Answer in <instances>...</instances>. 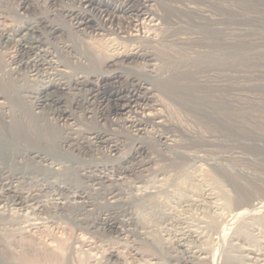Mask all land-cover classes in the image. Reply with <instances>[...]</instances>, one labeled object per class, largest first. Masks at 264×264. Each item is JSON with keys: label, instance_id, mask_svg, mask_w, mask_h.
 I'll return each instance as SVG.
<instances>
[{"label": "bare ground", "instance_id": "obj_1", "mask_svg": "<svg viewBox=\"0 0 264 264\" xmlns=\"http://www.w3.org/2000/svg\"><path fill=\"white\" fill-rule=\"evenodd\" d=\"M98 1L97 4L99 7L96 6L98 9L97 12L104 23L110 21V17L101 9L103 7H111L113 12L121 15L124 14L130 18L128 24H132L134 27V30L132 29L134 33H130V39L135 42L139 40L140 30L147 29L148 32L151 28H155L162 18L160 14L152 8L154 0H126L127 2L121 6L115 5L112 0ZM213 3H215V0ZM17 4L19 8L16 11L14 10V13L22 18L23 22L15 26H6L7 24L0 26V46L15 40V46L20 50L19 55H21L24 50L33 53L30 60V62H32V69L30 70L31 73L28 75V80L32 81V84L26 83L25 86L23 85V87L20 86L19 88V86L11 82L7 91H5V88L3 92L0 91V97H3L6 101L8 99L10 104H14V107L15 104H17L16 107H18V112H14L13 107L11 111H7V109H10V106H8L4 100H0V217L8 216L9 212V215H11L12 211L16 212V210H22V212L23 210H26V212L27 210H36L40 213H46L48 218L68 220L81 230H89L88 232L93 231L100 235L103 234L106 237L107 235L117 237L119 240L122 239V242L124 240V242H129V244L138 245V247L141 243L147 244L152 248H155L159 244L160 250L165 258L162 259L155 253L147 252L151 260L147 261L145 264H211V254L206 244L213 243L215 240L217 242H225L229 245L227 246V250L221 249L225 252L224 254L231 259L230 261L225 260L223 264H245L246 262H243L244 259H247V261L250 260L256 264H264V256H262L264 252H262L261 249H256L257 247L252 249L253 245L251 248L245 247L246 245L242 248L240 244L246 235L248 236L249 234L251 237L250 231L252 230L254 232V230H256L257 227L255 225H264V182L259 181V176L252 177L250 172L243 171L239 173L237 171L238 173H234L230 170L231 168L225 167V164H222L221 157H219L223 154L220 155L218 153L219 156L208 159L207 164L210 166L208 167L213 169V171L208 169V172H205V170V173H203L202 166L200 167V165H198L202 169V174L199 173L195 181L202 185L201 189L199 188L200 191L191 192L190 190V193L187 194L186 192L185 195L181 194L179 198L177 197L185 211L177 209L179 206L177 208L175 207V209L172 206L170 207L168 203L165 204L166 201L161 203L159 199H156L158 197L157 195L160 193V189L157 187L156 189L152 188L153 190H148L147 187V189H144V187L142 190H139L136 195L138 203L132 199H130L131 201L123 199L124 194L129 190L121 185L122 179L127 175H138L137 173L142 176V174L148 172L150 168L151 171L155 169L152 166L156 164V156H153L151 153L152 151L149 143L146 142L148 139L153 138L158 142L160 147L159 154L163 156V158H165L164 153L169 152L181 158L191 157L185 147L183 148L178 145L173 133L160 130H156L153 133L152 131L153 129L162 127L165 119L164 115L157 110V106H161V103L160 99L155 96V91L163 87L166 90L172 91L174 94H178L183 91H189L191 84L188 85L182 82V76L180 77V74L178 76L177 73L176 75H172V77L170 76L171 78L164 77L165 75L163 76L162 74L165 73H160L156 69V61L158 59L155 55L156 53H154L156 50L154 52V49L150 51L148 49L149 46L146 47L141 44H130L131 46L128 47L112 46L109 48V53L102 58L96 47L86 45L87 41L83 39L79 40L77 34L82 33V35H84L88 30L93 32L97 31V33L99 31L108 33V30L104 29V23L97 21L94 16L91 15L92 9L88 10L86 8L94 4L93 0H78V6L65 8V10L61 9L60 14H64V18L62 17V19L53 15L54 13L50 10L28 17L25 15V12L31 10V4L27 3L26 0H20ZM174 7L175 6L172 8ZM180 7L181 6H179V8ZM185 11L189 13L195 11V13L199 14L201 17L205 16L202 10L196 8L192 9L186 6ZM50 15L53 16L50 17ZM65 17H68L70 24L65 21ZM211 20L213 19L211 18L207 20V22L205 21V23L197 24H199V28L202 29V31L199 29L201 32H203V30L214 32L215 36H217L215 38H218L216 40L217 42L213 40L211 46H209L207 50L194 52V60L192 58L194 65L191 66L192 68H202L204 66L208 68L210 65L218 68L221 67L222 70H225L223 67L226 66L230 71L229 65L233 55L230 49V42L232 40L230 41L228 38L232 30H230V26L226 25V27H224V24L222 28L217 25L213 26L216 22ZM195 21L193 20L192 22L194 23ZM194 26H196V24ZM144 32L145 31H143V33ZM107 33L104 35L110 34ZM148 34L143 37L150 40V42L151 40L153 41L152 36L149 37ZM75 35L76 39L73 41H64L63 37H75ZM100 35H103V33ZM188 38L185 37L184 40ZM108 39L113 40L112 37ZM218 40H220V42H218ZM175 43L177 42L175 41ZM192 43H194V41ZM209 43H211V41ZM178 44L180 43L178 42ZM42 46L46 47L42 48ZM49 48L51 50H49ZM178 51L179 49L176 52ZM165 54L166 53L161 55L164 64L169 61H171L170 63H179L182 59V57L172 58L167 55L169 53ZM30 62L27 60L22 61L20 57L10 58V63L6 70L10 75L9 77L12 78L11 73H18L19 69H24L23 66L25 63L28 65ZM184 62L185 61L182 63ZM159 67L160 66L157 68ZM70 68V73L72 75L66 78L67 75H69L67 72ZM182 69L180 68V70ZM184 69L186 70V68ZM190 71H187L188 73L190 72L189 74L187 73V75L194 78V86L202 85L213 87V93H209L211 97H207V93L205 92L206 88L204 91L201 89L203 92L197 95L198 97L196 96L200 98V100L198 104L196 103L197 101L195 102L194 100L193 105H195V107L198 105L199 111H202L210 121L213 119L222 127H220L221 130H219L222 132L221 137H228L229 141H231L230 143L226 142L225 146L236 144L231 136L235 137L236 133L240 132L241 129L238 130V117L232 110V106L235 105V100L231 90L228 89V84H220L218 83L219 81H214L216 77H212L214 79H210L209 81L204 75L197 74L199 72L194 70ZM229 75L230 74L226 76L227 80ZM209 76L211 77V75ZM223 78H225V76H223ZM188 80L190 81V79L185 81ZM120 82L121 85L118 86ZM116 83L117 85H114ZM70 86L86 94L82 105H80V102L76 99L70 100L71 105H65L68 103L66 94ZM220 90L223 91L221 97L218 95ZM87 95H90V98H94L95 101L98 99L100 105H104L97 113L96 123H99L100 120H108L111 115L125 116L126 113L132 111L139 114L140 118L138 119L126 120L130 123L134 131V138L131 140L127 152L123 150L126 144L124 143V137L113 130L100 129L96 128V126H94L95 128L92 127L83 130L71 127L73 125L76 126V122H78L77 116L74 115V110L72 111L71 107L73 105V107H81L84 109L86 106H83L84 102L90 103ZM187 95L189 96V94ZM176 98H180V96ZM193 105L192 107L194 108ZM47 109L56 117L57 122L55 121L53 126L47 122L49 117H45L44 113ZM86 109L87 108H85V112H88L89 109ZM59 124L60 126H64L67 130L70 129V131H61L59 135L57 134L58 136H55V131L53 129ZM255 130L262 135L259 137L264 139V129L257 128ZM198 137L200 140L205 139L204 134ZM208 137H212L213 139L214 136L208 135ZM261 143L258 144L264 145ZM98 147H102L108 152V160L98 158L97 160L93 159L92 156V159L83 161L78 155L73 153L75 150L88 153L94 150L96 151ZM234 151L237 152L236 150ZM238 154L241 155L242 153ZM235 155L237 156V154ZM235 155H232V157ZM70 160L72 163L68 168L61 167L64 161L70 162ZM233 163L237 164L238 161L234 159ZM235 169L236 168H234V170ZM187 170L188 168L186 171ZM222 178L230 182L232 191H226L224 189V183L221 182ZM142 179L138 181L140 182ZM170 182L172 185H177V189L182 187L184 192L188 186L185 179L178 176L172 178ZM187 182H189V180H187ZM192 183L194 182L192 181ZM166 184H168V182ZM162 185L163 184H161V186ZM161 186L160 188H162ZM132 188L135 189L137 187L134 188L132 186ZM46 196L51 197L47 198ZM242 206H247L249 209L255 210L259 207V210L261 209L260 211L262 212L259 214L255 213L257 214L256 217L250 214L254 216L253 218L251 217V220L246 221L244 219L240 222L235 220L231 212L232 210L241 209ZM135 207H137V209L139 207L144 208L143 212L145 211V215L142 213L137 214L135 212ZM192 208L194 210H201L200 212L203 213L204 211L205 213L207 212V215L202 213L203 216L205 215L206 217H203L201 214L199 218L186 215V210L188 209L190 211ZM157 214L159 219L161 217V223L163 224L159 236L154 238L149 230L150 226L147 217L151 219V216ZM24 216L22 217L24 218ZM43 216L42 214V217ZM261 227L262 226L259 228L261 229ZM259 228H257V230ZM232 230L233 233H230ZM262 230L264 231V229ZM248 239L250 240V238ZM252 239L253 237L251 241ZM245 240L246 239H244V242ZM250 245L251 244H248V246ZM209 247L211 248L210 245ZM135 249V253L140 254V250H137V247L131 250ZM48 252L44 251L45 254L41 256L30 255V257L24 256L21 258L27 264H41L43 261H47L46 264H70L69 258L65 256H62V259L59 261H53V259L57 258L59 255H57L54 250L53 252ZM60 252L61 251H59V253ZM68 255L69 254H67V256ZM70 257L72 258V256ZM116 259L114 253L110 251L107 253L104 259L106 261L104 262L105 264H110L116 261ZM70 260H73V258ZM214 261L212 264H214ZM261 261H263V263ZM0 264H6L3 258H0Z\"/></svg>", "mask_w": 264, "mask_h": 264}, {"label": "rangeland", "instance_id": "obj_2", "mask_svg": "<svg viewBox=\"0 0 264 264\" xmlns=\"http://www.w3.org/2000/svg\"><path fill=\"white\" fill-rule=\"evenodd\" d=\"M19 1L20 0H0V26L6 25V24H7L6 26H9V25L15 26L23 22V19L14 13V10L16 11L19 8L17 4ZM26 1L27 3L31 4L30 6H32L30 11L25 12V15L28 17H31L33 14L36 15L38 13H43V12H47L50 10L51 12L54 13L53 15H56L57 18L59 17V19H62L64 14H60L61 9L65 10V8H70L72 6L74 7V6L79 5L78 0H26ZM112 1L114 2L115 5H120V6L127 2L126 0H112ZM93 2L94 4L92 6L86 7V8L88 10L92 9L91 15L94 16V18L97 21L104 23L103 19L99 16V13L97 12L98 9L96 6L99 7V5L97 4L99 1L93 0ZM213 2L214 0H209V1L208 0L207 1L206 0H154L152 8L158 14H160L162 18L160 19L159 24L155 28H151L149 30L150 33L149 31L147 32V29H144V30L142 29V31L140 30L139 34L140 35L142 34L141 35L142 37L139 35V40H137L136 42L130 39V33H134L133 25L128 24V20H130V18H128L124 14L121 15L116 12H113L111 7L101 8L110 17V21L104 23V29L108 30V33L104 31H99L97 33V31L93 32V31L88 30V32L84 33V35H82V33L77 34L78 35L77 37L79 38V40L83 39L84 41H87L86 45L96 47L99 51V55L102 58H104L106 54L109 53V48L112 46L117 45L118 47L120 46L128 47V46H131L132 44H136V45L141 44L146 47L149 46L148 49L150 51H152V49H154L153 52L156 50L154 52L156 53L155 55L158 58L156 61V69L160 73L164 72L165 74H162L163 76L165 75L164 77H170V76L172 77V75H176L177 73L178 76L179 74H180V77L182 76L181 78V80L183 79L182 82L188 85L191 84L190 85L191 88L189 89L190 93L189 91L187 92L183 91L181 93H178L181 99L176 98V97H179L178 94L176 93L174 94L172 91L166 90L163 87L160 90L155 91V96L158 99H160V103H161V106L160 105L157 106V110L160 113H162V115H164L165 119H164V124L162 127H158L152 130L153 133L156 130L173 133L175 135L174 138L177 141L178 145L182 146L183 148L185 147V149L188 151V154L191 155V157L181 158L180 156H175L169 152V153H164L167 156L164 155L165 158H163V156L159 154L160 147L158 145V142H156V140H154L153 138L148 139L146 142L149 143V146L152 151L151 153L153 156L154 155L156 156V164L152 166L155 169L151 171V168H150V170L146 173H143L142 176L139 173H137L138 175H135V174L130 175V176L127 175L124 179H122L121 185L125 189L129 190L127 191L126 194H124V197H123V199H125L126 201H131L130 199H132L133 201L138 203V201L136 200V195L138 194L139 190H142L144 187H145L144 189L148 188V190L149 189L153 190V189H156L157 187L158 189H160V193L157 195L158 197L156 199H159L161 203L166 201L165 204L168 203L170 207L172 206L174 208L175 207L177 208L179 206V208L177 209L184 210V208H182L181 206L182 205L181 202L178 201L177 197L179 198V195L181 196V194L185 195L186 192L187 194L190 193V190L191 192L200 191L202 185L198 183L197 181H195L197 180V176H199V173L202 174V172L205 173V172H208L209 170L213 171V169L209 168L210 166L207 164L208 159L211 157H217L219 156V154L220 155L223 154L219 156L221 157L222 164L223 165L225 164L224 166L229 169L231 168L230 170L233 171L234 173H238V172L241 173L243 171L244 172L247 171L251 173L252 177L259 176L258 178L259 181L264 182V148H263L264 145L258 144L261 142H262L261 144H264L263 143L264 139L259 137L262 135H260L255 130L257 128L262 129V130L264 129V0H219V2L218 0H215V3ZM173 6L175 7L172 8ZM179 6L181 7L179 8ZM186 6L192 9L196 8V9L202 10L205 16L201 17L199 14L195 13V11L190 12V13L188 11H185ZM181 9H183L184 11ZM53 15H50V17ZM212 16L215 18V20ZM211 18L213 19L211 21L216 22L215 25L213 24V26L217 25L218 27L220 26V28H222L224 24V27H226V25L230 26V30H232L230 33V37L228 38V40L230 41L232 40L230 42L231 43L230 49H231V54L233 55L232 60L229 65L230 71L228 70V68H226V66L223 67V69L225 70H222L221 67L218 68V67H215V66L213 67L210 65L208 66L209 69L207 68V66H204L202 68L201 67L192 68V66L194 65L192 62V58L194 60L195 53L198 51L207 50V48L211 46L213 40L216 41L218 39V38H215L217 37L215 36V33L211 32L209 29H208L209 31L203 30L204 33L201 32L202 29L199 28V24H197V23H205V21L207 22V20ZM220 18L222 21L220 20ZM199 19H202V20H199ZM217 19L220 20L219 21L220 23L217 22L218 21ZM193 20L194 21L196 20V21L193 23L192 22ZM65 21L67 23L70 22L68 17H65ZM195 24L196 26H194ZM143 31L145 32L143 33ZM101 33H103V35H100ZM106 33L107 34L110 33V34L104 35ZM146 34H148L149 37L152 36L154 42L152 40L150 42V40L145 39V37L143 36H146ZM109 37H112L113 40L108 39ZM185 37L186 38L190 37L191 39L188 38L184 40ZM63 38H64V41L65 40L73 41L74 39H76V35L75 37L66 36ZM175 41L177 43H175ZM181 41L184 43H182ZM193 41L194 43H192ZM210 41L211 43H209ZM178 42L180 44H178ZM218 42H220V40H218ZM0 47H1L0 48V88H1L0 91L3 92L4 88H5V91H7V89H9L8 86L9 84H11V82L19 86V88L20 86L21 87H23V85L25 86L26 83L32 84V81L28 80L29 78L28 75L31 73L30 70L32 69L31 67L32 62H30V60L32 58L33 53L30 51L28 52L24 50L21 53V55H19L20 50H18V47L15 46V40H13L12 42H9L6 45L0 46ZM45 47L46 46H42V48H45ZM178 49L179 51L176 52ZM49 50L51 49L49 48ZM164 53L166 54L169 53L167 55H169L172 58L182 57V59L180 60L179 63H170L171 61L167 63L165 62L166 64L165 65L164 60L161 56ZM190 55H191V58H190ZM12 57L13 58L20 57L22 58V61L27 60L30 63L28 65L25 63L23 66L24 69H19L18 73H13V74L11 73L12 78H10L8 71L6 70L8 68V64L10 63V58L12 59ZM183 61L185 62L182 63ZM158 66L160 67L157 68ZM180 68L181 69L183 68V69L180 70ZM184 68H186L187 71L194 70V71L199 72V73L197 72L196 73L204 75V77H206L209 81L210 79L213 80L216 77L214 81H217V82L219 81L218 83L220 84H224V83L228 84V89L231 90L234 100H235V103H234L235 105L232 106V110L235 113V115L237 114L236 116L238 117L237 119V125L239 127L238 130L241 129L240 132L236 133L235 137L231 136V138L234 139V142H236V144L225 146L226 142L230 143L231 141H229L228 137L226 138L221 137L222 132H220L219 130H221L222 127L219 126V124L215 120L211 119L210 121V119L207 118V116H205L202 111H199L198 105H196L197 108L195 107V105H193L194 100L195 102L197 101L196 103L198 104V101L200 100V98H197L198 97L197 95L202 93L205 90V88H206L205 92L207 93V97H211V94L209 93H213V87L212 86L207 87V86H202V85L194 86L195 85L194 84L195 82H193L194 78L188 76L187 75L188 72ZM172 71H173V74H172ZM70 72H71V68L68 69L67 74L69 75H67L66 78L72 75ZM228 74L230 75L227 80L226 76H228ZM209 75H211V77ZM223 76H225V78H223ZM187 79H190V81L189 80H188L189 82L185 81ZM121 82L118 83V86L121 85ZM114 85H117V83ZM187 94H189V96ZM85 95L86 94H84L83 92L78 91V89H74L72 88V86H70V89H68L67 94H66L68 98V103L65 105L66 106L71 105L70 100L72 99L78 100V102H80V105H82ZM218 95L221 97L223 95V91L220 90V92H218ZM87 97L89 98V100L88 99L87 100L90 101V103L84 102L83 106L86 105L84 109L81 107H75V106L73 107L72 105L71 110L72 111L74 110L73 113L75 116H77L78 122H76V126L73 125L71 127L77 128L78 130H83V129L92 128L96 126V128H100V129L104 128V129L113 130L114 132L124 137V140H125L124 143L126 144L123 150L127 152L131 144L130 142L134 138L133 136L134 131H133V128H131L130 123L126 120L127 119L129 120L138 119L140 118L139 114H136L135 112L132 111V112L126 113L125 116L124 115H121V116L111 115L108 120H100L99 123L98 122L96 123L95 120L97 119V116H98L97 113L102 107H104V105H100V103L98 102V99L97 101H95L94 98H90L91 97L90 95H87ZM0 100L2 101L4 100V102L8 106H10V109L9 110L7 109V111H11L13 107L14 109L13 111L18 112V107H16L17 104H15V107H14V104H10L8 99L6 101L5 99H3V97H0ZM180 101L183 103H181ZM192 105L194 106V108L192 107ZM85 108H87L86 110L89 109L88 112H85ZM44 114H45V117L47 118L49 117L47 119V122L50 123L51 126H53V124L56 121L55 115H52L48 109L45 111ZM53 130L55 131V136H58L61 131H66V132L70 131V129L67 130L64 126L62 125L60 126V124L57 125L55 129ZM202 134H204L205 139L200 140L198 136ZM208 135H213L214 136L213 139L212 137H208ZM234 150H236L237 152H235ZM94 151L88 152V153H83L82 151H79L80 152L79 153L78 151L75 150L73 151V153L78 155L79 158L82 159L83 161L86 159L88 160L92 159V156H93V159L98 158L102 160H108V157H109L108 152L104 148L98 147L96 151L95 152ZM238 153L240 154L242 153V154L239 155ZM235 154H237V156ZM232 155H235V156L232 157ZM234 159L238 161L237 164L233 163ZM71 160L70 162L64 161L61 167L68 168L70 164L72 163ZM198 165H200V167L202 166L201 168H203V171ZM185 168L186 169L188 168V170L186 171ZM234 168L236 169L234 170ZM239 168L241 171L239 170ZM186 174L189 176H187ZM170 176L172 178H174L175 176L176 177L178 176L180 178L185 179V182L188 184L187 187L189 189L186 187V190L184 192L182 187H179L180 189L178 188L179 189L178 190L177 185L175 186V184L173 185L171 184L170 180L172 178ZM140 179L142 180L139 182L138 180ZM158 179H160L161 181ZM187 180H189L190 183L187 182ZM192 181L194 183H192ZM167 182L168 184H166ZM221 182L224 183L223 187L226 191H232V185L230 184V182H228V180L222 178ZM159 184L160 186L161 184H163L161 186L162 188H160ZM132 186L134 188L135 187L137 188L133 189ZM131 195H133L134 197ZM46 197L50 198L51 196H46ZM135 208H136L135 212L137 214L142 213L145 215L144 213L145 211L143 212L144 208H141V207H139L138 209L137 207ZM192 210L194 209L192 208L190 211L187 209L186 215L193 217V218L195 217L199 218L201 215L203 216V214L205 213V211L204 213L200 212L201 210L200 211L194 210L193 212H191ZM260 210H259V207H257L255 210V209H249L247 206H242L241 209L235 210V211L232 210L231 213L234 215L235 220L241 222L244 219L246 221L247 220L249 221L251 220V217L252 218L254 216L256 217L257 214L262 212ZM196 211H197V214H196ZM16 212L12 211L11 215H9L10 214L9 212L8 216L0 217V247H1L0 248L1 249L0 258L1 259L3 258L6 264H12V263L13 264H17V263L27 264L24 260H22L21 257H24V256L30 257V255L31 256H41L45 254L44 251L45 252L49 251L48 253H50V252H53V250L55 253H57V255L59 256L61 255L60 257L58 256L57 258L53 259V261H59L62 259L61 258L62 256H65L69 258L70 264H72V262L73 264H75V262L76 264H105L104 261L106 260L104 259L106 258L107 253H109L110 251H112L117 258L116 261L110 264H145L147 261L151 260L150 256L147 255L148 253H155L158 257L160 256L162 259L165 258V256H163L162 251L160 250L159 244L155 248H152L148 246L147 244L141 243L140 245L139 243L140 246L138 247V245H134L132 243L129 244V242H126V241L124 242V240H123L124 242L123 243L122 239L119 240L117 237H112L110 235H107L106 237L103 234L100 235L93 231L88 232L89 230L87 231L81 230L77 228L75 225H73L70 221L68 220L65 221V219L61 220L59 218L54 219L51 217H49L50 218L49 219L46 213H40V212H37L36 210H31V211L27 210V212L26 210H23V212L22 210L20 211L16 210ZM42 214L44 215L43 217H42ZM250 214H253L254 216H251ZM205 215H207V212L205 213ZM205 215L203 217H206ZM22 216H24V218ZM147 219L149 220L148 221L149 226H150L149 230L151 231V234L153 235L154 238L158 237L161 231L160 229L162 228L161 226L163 224L161 223L162 222L161 217L159 219V216L157 214V215L151 216V219L148 217ZM255 226L257 228H259L260 226L262 227L261 229L259 228L260 230L259 229L257 230L256 228L254 232L251 230L250 231L251 237L248 234V236L246 235L245 238L242 237L243 241H241L242 243L240 242L239 243L241 244L242 248L245 245H246L245 247L251 248L253 245L254 248L252 247V249H255V247H257L256 249H261V251L264 252V249H263L264 233H262L264 232L262 230L264 229V225L259 226L258 224ZM231 232L233 233V230L230 231V233ZM257 233H258V236H257ZM252 237H253L252 241L254 240L253 243L251 241ZM248 238H250V240ZM244 239L246 240L248 239L249 241L245 240L244 242ZM218 242L215 240V242L213 243L211 242L209 244L208 243L206 244V246H208L209 248L211 257L213 258L212 259L210 257L211 264L213 263L214 260H215L214 264H223L225 260H228V261L231 260L230 257L224 254L225 252L221 250V249L227 250L228 249L227 246L229 245L222 241H220L219 243ZM248 244H251V245L248 246ZM209 245L211 246V248L209 247ZM216 246H220L221 248L216 247ZM134 247H137V250H140V252L137 251L140 254L135 253L136 249L131 250ZM59 251L61 252L59 253ZM67 254L69 255L67 256ZM70 256H72L73 260H70L72 259ZM243 262L244 263L248 262L247 264L249 263L256 264V263L251 262L250 260L247 261V259L246 260L244 259ZM261 262L263 263V261ZM44 263L46 264L47 261L45 262L43 261V263L41 264H44ZM172 264H175V263H172Z\"/></svg>", "mask_w": 264, "mask_h": 264}]
</instances>
